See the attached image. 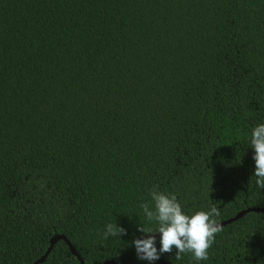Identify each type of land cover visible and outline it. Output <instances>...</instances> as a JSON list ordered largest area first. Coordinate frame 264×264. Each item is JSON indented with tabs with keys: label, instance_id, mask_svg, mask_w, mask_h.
<instances>
[{
	"label": "trees",
	"instance_id": "16d2710c",
	"mask_svg": "<svg viewBox=\"0 0 264 264\" xmlns=\"http://www.w3.org/2000/svg\"><path fill=\"white\" fill-rule=\"evenodd\" d=\"M258 123L264 0H0V264L55 235L84 264H264V211L223 225L207 260L133 243L158 226L154 186L219 222L264 207ZM38 264L81 262L58 239Z\"/></svg>",
	"mask_w": 264,
	"mask_h": 264
},
{
	"label": "clouds",
	"instance_id": "9594fccd",
	"mask_svg": "<svg viewBox=\"0 0 264 264\" xmlns=\"http://www.w3.org/2000/svg\"><path fill=\"white\" fill-rule=\"evenodd\" d=\"M250 147L254 150L256 185L264 189V123L256 124L250 132ZM154 211L151 210V202H142L141 208L149 221H155V229L141 225L138 230L142 233H160V248L156 246V235H147L145 238L134 240L137 256L141 260L156 261L163 253H171L176 249V258L182 253H190L195 261L207 260L208 250L215 242L216 234L223 231L218 218L221 213L214 204L209 210H199L192 214H186L177 196L173 193H165L154 186L151 190ZM127 234L122 226L106 225L104 238L109 236L121 237Z\"/></svg>",
	"mask_w": 264,
	"mask_h": 264
},
{
	"label": "water",
	"instance_id": "95a60500",
	"mask_svg": "<svg viewBox=\"0 0 264 264\" xmlns=\"http://www.w3.org/2000/svg\"><path fill=\"white\" fill-rule=\"evenodd\" d=\"M252 210H255V211H264V207H262V208H246V209H244V210L238 212V213H237L235 216H233L232 218L226 219V220H224V221H220L219 223L223 226V225H225V224H227V223H230V222L234 221L235 219L241 217V216H242L243 214H245L246 212H248V211H252ZM147 235H156V237H160L161 234H160V233H150V234H146L144 237H146ZM58 239H64V240L67 242V244L69 245L70 250L73 252V254H75V255L77 256V258L80 260L81 264H84L82 258H81V257L79 256V254L76 252V250L74 249V247H73V246L70 244V242H69L68 240H66V238H65L64 236H62V235H55V236H53V237L50 239V245H49V247L47 248V250L45 251V253H44L40 258H38L36 261H34L32 264H38V263L42 262V261L45 259V257L48 255V253L50 252V250H51L53 244H54ZM111 263H112V261H106V262H104L103 264H111ZM114 264H116V263H114Z\"/></svg>",
	"mask_w": 264,
	"mask_h": 264
}]
</instances>
